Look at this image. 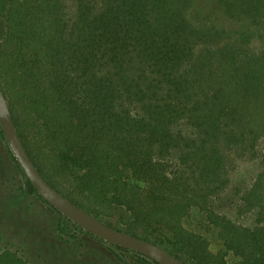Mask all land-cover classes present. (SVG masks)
Here are the masks:
<instances>
[{"label": "trees", "instance_id": "1", "mask_svg": "<svg viewBox=\"0 0 264 264\" xmlns=\"http://www.w3.org/2000/svg\"><path fill=\"white\" fill-rule=\"evenodd\" d=\"M1 16L0 82L54 188L186 264H264V0H7ZM256 157L246 226L220 205ZM194 210L218 248L186 225ZM0 264L29 262L6 249Z\"/></svg>", "mask_w": 264, "mask_h": 264}, {"label": "rangeland", "instance_id": "2", "mask_svg": "<svg viewBox=\"0 0 264 264\" xmlns=\"http://www.w3.org/2000/svg\"><path fill=\"white\" fill-rule=\"evenodd\" d=\"M6 2L0 0V41L5 35L1 15ZM73 12L70 5L69 14ZM263 44L264 38L252 46ZM261 170L257 157L239 158L235 162L228 173L229 183L220 205L222 215L246 226L254 224L255 217L243 206L241 195ZM23 171L0 129V251H17L29 264H145L133 253L78 230L40 194L29 191ZM186 225L203 233L213 249L219 247L214 228L199 210L192 212Z\"/></svg>", "mask_w": 264, "mask_h": 264}, {"label": "water", "instance_id": "3", "mask_svg": "<svg viewBox=\"0 0 264 264\" xmlns=\"http://www.w3.org/2000/svg\"><path fill=\"white\" fill-rule=\"evenodd\" d=\"M0 125L16 160L49 204L68 216L84 230L110 242L137 251L159 264H186L164 246L118 229L80 207L54 188L41 174L24 147L0 82Z\"/></svg>", "mask_w": 264, "mask_h": 264}]
</instances>
